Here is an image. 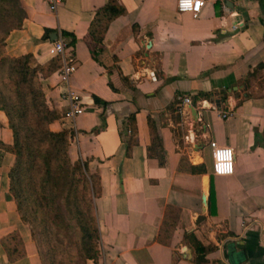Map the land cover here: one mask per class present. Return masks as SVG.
I'll return each mask as SVG.
<instances>
[{"label": "crops", "instance_id": "obj_1", "mask_svg": "<svg viewBox=\"0 0 264 264\" xmlns=\"http://www.w3.org/2000/svg\"><path fill=\"white\" fill-rule=\"evenodd\" d=\"M20 1L26 16L6 37L8 54L37 63L59 55L62 65L51 45L61 31L76 36L69 45L61 34L76 61L68 82L61 66L41 82L60 113L50 127L73 130L71 160L99 176L98 264H264V0H203L197 14L177 0H115L124 11L102 32L96 12L107 0H62L55 10ZM67 87L83 107L73 119L63 115ZM211 141L232 148L230 173L213 172ZM11 143L0 108V264H41L7 197ZM194 239L210 247L201 261Z\"/></svg>", "mask_w": 264, "mask_h": 264}, {"label": "trees", "instance_id": "obj_2", "mask_svg": "<svg viewBox=\"0 0 264 264\" xmlns=\"http://www.w3.org/2000/svg\"><path fill=\"white\" fill-rule=\"evenodd\" d=\"M123 11L115 0H107L97 8L96 14L105 16L99 31ZM25 16L20 0H0V108L12 131L9 148L14 154L8 171L7 197L15 201L20 219L29 227L41 264H86L87 259L98 264L100 235L94 198L99 192V176L89 170L86 160H71L69 145L73 130L50 127L60 113L46 102L41 82L43 75L61 66V59L54 55L45 63H37L31 53L10 55L5 49L8 33L20 27ZM94 20L96 15L90 31L100 41L102 35L92 28ZM61 34L69 36L67 43L74 45L73 33L61 31ZM92 54L97 58L96 51ZM199 95L208 93L201 91ZM94 99L106 103L97 96ZM131 119V131L135 133L134 115ZM159 163H163L162 158ZM198 169L204 170L191 165L192 172ZM209 190L212 211V177ZM11 238L9 241H15V247L21 241L16 231ZM194 243L199 252L195 259L201 261L210 247L197 239Z\"/></svg>", "mask_w": 264, "mask_h": 264}, {"label": "built area", "instance_id": "obj_3", "mask_svg": "<svg viewBox=\"0 0 264 264\" xmlns=\"http://www.w3.org/2000/svg\"><path fill=\"white\" fill-rule=\"evenodd\" d=\"M62 0H47L48 7L51 10H55L58 4ZM203 5V0H177V9L179 11H190L193 14H197ZM53 54H60L62 58V65L59 70L61 81L67 83L69 75L76 67V61L72 51L65 52V41L60 32L58 38L55 39L50 48ZM62 96L68 100V108L64 111L63 115L71 119L75 117L77 113H80L83 107L78 103V95L72 91L69 87L63 92ZM183 102H190L191 98L188 96L182 97ZM229 110H222L223 116L229 115ZM213 148V172L218 174L230 173L233 169V150L230 146L220 145L216 141H211Z\"/></svg>", "mask_w": 264, "mask_h": 264}, {"label": "water", "instance_id": "obj_4", "mask_svg": "<svg viewBox=\"0 0 264 264\" xmlns=\"http://www.w3.org/2000/svg\"><path fill=\"white\" fill-rule=\"evenodd\" d=\"M53 34H54V37L56 38V37H57V33H56V32H54Z\"/></svg>", "mask_w": 264, "mask_h": 264}, {"label": "rangeland", "instance_id": "obj_5", "mask_svg": "<svg viewBox=\"0 0 264 264\" xmlns=\"http://www.w3.org/2000/svg\"><path fill=\"white\" fill-rule=\"evenodd\" d=\"M33 60V59H32Z\"/></svg>", "mask_w": 264, "mask_h": 264}]
</instances>
